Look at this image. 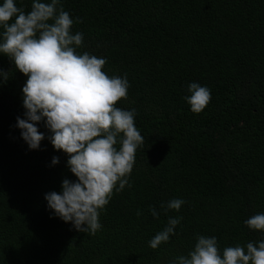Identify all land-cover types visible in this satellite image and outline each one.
<instances>
[{
    "label": "trees",
    "instance_id": "1",
    "mask_svg": "<svg viewBox=\"0 0 264 264\" xmlns=\"http://www.w3.org/2000/svg\"><path fill=\"white\" fill-rule=\"evenodd\" d=\"M31 10L32 0H14ZM50 2V0H43ZM3 0H0V4ZM103 71L125 76L145 138L128 177L100 212L95 235L56 216L44 196L77 178L67 155L45 139L30 150L16 118H25L27 77L0 53V264H170L197 235L225 247L264 239L244 221L264 213V0H61ZM3 29L0 28V32ZM196 82L211 100L193 113L184 99ZM119 148V145H117ZM59 162L52 165L53 157ZM171 199L185 203L165 213ZM160 213L154 218L149 207ZM139 211L140 216L136 213ZM168 217H182L169 241L149 246Z\"/></svg>",
    "mask_w": 264,
    "mask_h": 264
},
{
    "label": "clouds",
    "instance_id": "2",
    "mask_svg": "<svg viewBox=\"0 0 264 264\" xmlns=\"http://www.w3.org/2000/svg\"><path fill=\"white\" fill-rule=\"evenodd\" d=\"M75 21L61 0H32L31 10L14 0L0 4V53L8 56L15 69L27 79L22 87L25 118H16L21 138L30 150L39 149L45 139L37 124L44 122L54 149L63 151L67 167L77 178L62 180L61 191L45 194L47 206L78 232L95 235L101 229L100 212L114 191L130 187L137 148L145 138L136 127V109L117 107L128 99L125 76H109L103 71L106 58L78 53L82 32L72 33ZM4 81L8 72L0 69ZM184 99L193 113L201 112L211 100V91L196 82L188 85ZM119 145V148H117ZM59 157L52 158V165ZM185 203L171 199L161 209L177 210ZM154 218L160 213L150 206ZM137 216L141 213L137 211ZM182 217H168L163 230L149 241L153 249L169 241ZM253 230L264 232V213L244 221ZM170 264H264V239L225 247L221 253L215 236L197 235L194 247Z\"/></svg>",
    "mask_w": 264,
    "mask_h": 264
}]
</instances>
